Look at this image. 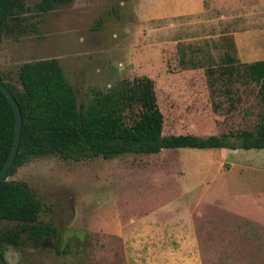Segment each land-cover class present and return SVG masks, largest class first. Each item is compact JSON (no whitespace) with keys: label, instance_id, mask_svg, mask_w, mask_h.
Instances as JSON below:
<instances>
[{"label":"rangeland","instance_id":"1","mask_svg":"<svg viewBox=\"0 0 264 264\" xmlns=\"http://www.w3.org/2000/svg\"><path fill=\"white\" fill-rule=\"evenodd\" d=\"M26 1L22 26L0 41V73L19 88L25 62L58 58L80 105L136 77L153 78L166 136L258 127L260 85L245 75L230 81L226 56L240 72L264 59V0H206L215 13L230 3L235 11L249 6L261 14L250 19L247 8L243 22L228 27L215 18L165 17L162 0H73L44 13L36 9L41 0ZM9 179L30 185L43 205L39 220L58 233L37 246L26 234L21 246L3 245L0 264H123L116 237L122 222L157 214L177 224L192 215L193 229L166 234L156 250L135 235V257L144 264L176 257L184 264H264V149L168 148L80 160L48 155ZM15 224L0 220V229Z\"/></svg>","mask_w":264,"mask_h":264},{"label":"trees","instance_id":"2","mask_svg":"<svg viewBox=\"0 0 264 264\" xmlns=\"http://www.w3.org/2000/svg\"><path fill=\"white\" fill-rule=\"evenodd\" d=\"M72 1L41 0L36 9L49 12ZM28 11L26 0H0V41L22 26ZM226 63L232 64L227 65L230 81L245 75L258 83L264 103V59L245 64L242 72L233 65L231 55L226 56ZM19 81L22 88L8 82L0 73V82L15 95L24 120L19 151L8 177L32 159L48 155L80 160L109 159L126 153L152 154L168 148L264 149V113L256 130L243 129L233 134L206 137L164 135L165 116L158 103L155 81L149 76L127 81L119 90L100 93L87 105L78 103L75 89L58 58L25 62L19 70ZM127 111L132 115L128 116ZM15 129L14 107L0 90V171L11 153ZM42 211L41 200L27 182L2 181L0 220L16 224L0 229V247L6 244L21 246L24 234L36 246L57 234V226L39 220Z\"/></svg>","mask_w":264,"mask_h":264},{"label":"crops","instance_id":"3","mask_svg":"<svg viewBox=\"0 0 264 264\" xmlns=\"http://www.w3.org/2000/svg\"><path fill=\"white\" fill-rule=\"evenodd\" d=\"M162 1L163 3L160 7V13L161 15H165V17L188 14L193 15L196 19H200L201 21H207L210 19L213 20L215 18L219 24L225 25L226 27L230 24H233L234 26L237 22H243L246 17L245 14L247 8L251 12V15H249L250 19L257 18L261 15L257 8L253 10L252 7L249 6L246 8H239L238 11H235L236 9H234L230 3L228 4L229 6L227 5L215 13L206 4V0H191L185 5L183 3L181 5L176 4L177 6L168 5L167 0ZM178 1L179 0H176V3H178ZM211 14H216V16L213 17ZM231 34L236 36V32H231ZM254 51H256V49H254ZM165 216L157 214L155 218L150 217L149 219H145L143 222L139 220L136 221L134 218H129L125 222H122L121 234L119 236L110 234L118 237L121 245L123 246V251L125 252V262L123 264H144L143 261L135 257L136 247L140 243V238L137 239V242L134 241L133 237L135 235H145L144 246L156 250L157 246H155V244L161 247L167 242L166 234H182L185 231H192V215H190L191 217L188 222L184 223L181 221V224L175 223L176 221H172V223H170L166 221ZM131 249L134 250L130 252ZM156 264H184V261L176 257L175 259L169 261L164 259L159 260Z\"/></svg>","mask_w":264,"mask_h":264},{"label":"water","instance_id":"4","mask_svg":"<svg viewBox=\"0 0 264 264\" xmlns=\"http://www.w3.org/2000/svg\"><path fill=\"white\" fill-rule=\"evenodd\" d=\"M0 90L3 91L5 95L9 98L16 113V129H15L14 143L9 158L6 161L2 170L0 171V184H1V182L4 181L5 179H9L8 173L13 167L16 156L18 154L21 138H22L24 120L19 102L17 101L15 95L12 93L9 87L4 83L0 82Z\"/></svg>","mask_w":264,"mask_h":264}]
</instances>
